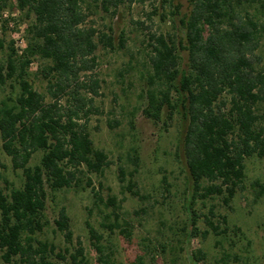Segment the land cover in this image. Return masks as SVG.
<instances>
[{"label": "trees", "instance_id": "16d2710c", "mask_svg": "<svg viewBox=\"0 0 264 264\" xmlns=\"http://www.w3.org/2000/svg\"><path fill=\"white\" fill-rule=\"evenodd\" d=\"M9 1L0 0V21L10 9ZM86 1L16 0L12 7L34 21L25 50L18 54L11 47L0 72L3 84L13 81L12 87L19 90L16 97L0 101L2 148L13 169L21 171L24 178L21 188L8 183L7 193L0 190V264H57L53 257L66 260L63 253H56L55 245L36 238L51 225L45 214L47 188L58 192L80 186L83 166L92 174L103 175L113 164L104 151L95 148L88 125L92 116L101 114L96 106V99L102 96L97 50L100 44L114 50L115 44L112 36L88 25ZM91 1L100 2L109 12L136 0ZM256 1L190 0L191 12L180 18L182 35L151 36V88L146 92L143 114L155 123L163 121L165 114L169 121L176 115L180 118L177 153L182 156L193 189L187 208L193 234L203 239L210 232L201 234L197 227L199 216L193 210L197 199L222 197L229 206L238 192L245 190L246 160L254 156L264 159V68L257 54L264 38V23L237 10ZM179 12L180 7H176L174 15L180 16ZM125 45L123 37L119 49ZM182 53H186V59ZM36 60L48 62L41 71L47 94L38 92L28 79ZM119 125V121L109 122L110 128ZM37 153H42L41 160L31 165ZM137 172L136 168L130 177ZM120 176L122 183L127 182L126 191L147 200L136 182L127 179L124 168H120ZM92 185L89 179L88 186ZM93 192L96 205L112 208L106 219L114 218V223L103 227L112 233L120 229L130 236L119 224L123 201L114 197L104 201L100 189L94 187ZM217 217L212 208L206 223L215 235H225L228 220L220 217L216 223L212 219ZM54 224L65 241L73 244L74 232L65 207ZM89 228L103 258V236ZM238 233L240 229H236ZM75 248L73 264H88L80 239ZM206 258L203 251L193 253L194 264ZM229 259L225 255L224 260Z\"/></svg>", "mask_w": 264, "mask_h": 264}, {"label": "rangeland", "instance_id": "374dc122", "mask_svg": "<svg viewBox=\"0 0 264 264\" xmlns=\"http://www.w3.org/2000/svg\"><path fill=\"white\" fill-rule=\"evenodd\" d=\"M86 2L90 15L88 25L112 36L115 44L114 50L102 44L97 50L102 96L96 99V106L101 114L92 116L88 125L95 148L104 151L113 164L103 175L92 174L83 166L85 174L80 186L58 192L47 188L45 214L51 225L36 238L55 245L56 253L65 255L66 260L53 257L57 264H73L71 256L75 254L78 239L83 243L88 264H194L196 251L207 255L200 264H264V159L254 156L246 160L245 190L238 192L229 206L222 197L197 199L193 207L199 216L197 227L201 234L210 232L203 239L193 234L187 208L193 189L182 156L177 153L182 128L180 118L176 115L169 121L165 114L163 121L155 123L143 114L147 107L146 92L151 88L148 85L151 36L182 35L180 18L191 12L190 0H136L134 4L126 2L109 12L100 2ZM9 6L0 21V42L3 43L0 72L6 66L11 47L18 54L25 50L29 27L34 21L32 16L12 9L16 0H10ZM176 7H180V16L174 15ZM237 10L264 23V0ZM123 37L126 45L120 50ZM257 54L264 68V38ZM182 56L187 57L186 53ZM47 65V61L36 60L29 70L30 83L42 94H47V81L41 72ZM12 83L3 84L0 79V101L17 96L19 90ZM110 121H119L120 125L110 128ZM41 157L42 153H37L31 165L39 164ZM120 168H124L128 180L136 182L140 194L147 200L142 201L126 191L127 182L120 181ZM136 168L138 172L130 177ZM0 174L3 177L0 190L7 193L8 183L16 188L23 186V174L13 169L10 157L3 151L1 135ZM89 179L92 186H88ZM94 187L101 190L104 201L113 197L123 201L119 224L130 236L122 234L120 229L112 233L103 227L114 223V218L106 219L112 208L96 205ZM63 207L71 219L73 244L65 241L54 224ZM212 208L218 216L212 220L216 223L220 217L228 220L229 230L225 235H215L206 223ZM89 225L103 236V258L95 248ZM225 227L221 225V229ZM236 229L241 233L235 234ZM225 255L231 259L225 261Z\"/></svg>", "mask_w": 264, "mask_h": 264}]
</instances>
